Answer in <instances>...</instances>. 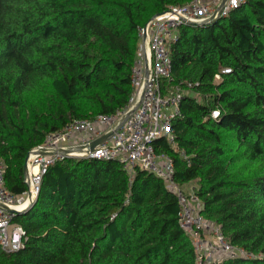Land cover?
I'll use <instances>...</instances> for the list:
<instances>
[{"label": "trees", "instance_id": "trees-1", "mask_svg": "<svg viewBox=\"0 0 264 264\" xmlns=\"http://www.w3.org/2000/svg\"><path fill=\"white\" fill-rule=\"evenodd\" d=\"M191 1L0 0V157L13 195L27 190L26 157L49 135L128 104L140 30ZM171 58L167 84L191 92L173 124L191 165L165 139L156 150L173 157L178 184L198 181L203 215L252 254L223 264H264V0L183 24ZM179 209L153 173L67 157L14 217L27 243L0 248V264H196Z\"/></svg>", "mask_w": 264, "mask_h": 264}, {"label": "built area", "instance_id": "built-area-1", "mask_svg": "<svg viewBox=\"0 0 264 264\" xmlns=\"http://www.w3.org/2000/svg\"><path fill=\"white\" fill-rule=\"evenodd\" d=\"M222 1L192 0L184 6L170 7L150 20L140 30L141 47L132 71L133 93L128 104L113 114L76 120L31 150L25 176L27 190L22 195H13L7 188V167L0 157L2 250L17 252L27 243L23 227L14 222L16 214L4 207L22 210L34 203L48 168L59 160L74 157L119 162L132 178L139 169L159 177L178 199L179 224L192 242L196 264H223L229 259L252 257L244 249L232 245L222 227L203 215V203L197 194L186 193L176 182L173 157L159 154L154 145L157 140L165 139L191 165V156L179 148L173 131L174 121L183 117L181 104L186 94L167 84L172 78L171 50L183 24L210 23L246 0H227L220 13ZM219 114L214 111L213 117ZM107 135L102 144L93 150L89 148L91 143Z\"/></svg>", "mask_w": 264, "mask_h": 264}, {"label": "water", "instance_id": "water-1", "mask_svg": "<svg viewBox=\"0 0 264 264\" xmlns=\"http://www.w3.org/2000/svg\"><path fill=\"white\" fill-rule=\"evenodd\" d=\"M226 2H227V0H223L222 1V4H221V6L219 8L220 13L223 10ZM216 20H217V18L216 19L213 18L210 23H213ZM205 24H207V23H202V24H198V25H205ZM134 110L135 109H133L132 111H130L128 113V115L125 117L124 120H126ZM107 138H108V135L105 136V137H102V138H100V139H98L96 141H94L93 143H91V145H90L89 148L93 150L96 146H98L99 144H102ZM29 157H30V153L27 155L26 161H25V166H24L25 176H27V174H28V165L27 164H28ZM33 204L34 203L30 204L28 207H26V208H24L22 210H16V209L8 208V207H4V209L7 210V211H9V212H11V213H15L16 215H24V214H26L30 210V208L33 206Z\"/></svg>", "mask_w": 264, "mask_h": 264}, {"label": "rangeland", "instance_id": "rangeland-1", "mask_svg": "<svg viewBox=\"0 0 264 264\" xmlns=\"http://www.w3.org/2000/svg\"><path fill=\"white\" fill-rule=\"evenodd\" d=\"M140 47H141V45H140ZM170 88L172 89L173 87L170 86ZM184 93L186 95H188L191 92L190 91H184ZM198 186H199L198 181H194V182H191L189 184H186L185 186H183V188H184L185 192L188 193V194H193V193L196 194Z\"/></svg>", "mask_w": 264, "mask_h": 264}]
</instances>
